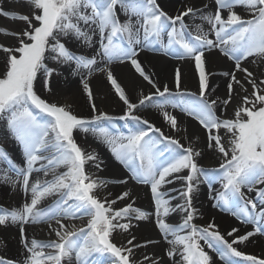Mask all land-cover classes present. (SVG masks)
Here are the masks:
<instances>
[{"label": "snow or ice", "instance_id": "1", "mask_svg": "<svg viewBox=\"0 0 264 264\" xmlns=\"http://www.w3.org/2000/svg\"><path fill=\"white\" fill-rule=\"evenodd\" d=\"M12 2L21 10L0 0V17L19 24L0 26V125L20 159L0 145V185L19 203L0 206V229H16L18 256L0 264H264V0H180L174 11L162 0ZM146 54L189 63L196 90L180 64L162 82ZM222 60L231 65L217 70ZM122 68L139 80L135 102ZM61 77L78 87L57 91ZM105 86L121 115L98 106ZM100 147L124 175H99ZM202 186L211 208L244 227L198 223ZM148 225L157 237L141 239ZM255 245L260 254L246 250Z\"/></svg>", "mask_w": 264, "mask_h": 264}, {"label": "bare ground", "instance_id": "2", "mask_svg": "<svg viewBox=\"0 0 264 264\" xmlns=\"http://www.w3.org/2000/svg\"><path fill=\"white\" fill-rule=\"evenodd\" d=\"M162 3L167 10L174 11L177 7H179L180 0H162ZM2 6L5 9H9V10L13 8H16V10H21L17 8V6L12 2V0H2ZM0 26L7 27V28H18L19 24L13 23L12 21L6 18L0 17ZM141 59L144 60L146 63L150 62L149 68L157 74L158 78L162 82L169 83L170 86H171L170 76L172 73V69L174 68L175 65L180 64L187 76V87L192 91L196 90V80L194 77L193 68L189 63L169 60L164 57H154L152 54L143 55ZM230 65H231V62L222 60L218 62L214 67L217 70H225ZM117 74L122 76V83L128 89L132 100L135 102L137 100L138 90L133 91V84L139 82L138 78L135 77L132 74V71L128 68L119 69ZM93 83L95 86L96 81H94ZM212 83L219 84V89H218L217 94L224 93L225 83L223 79L213 78ZM55 86L57 88V91L75 90L78 87L77 83L71 80V78L69 79V82H65L63 80V77H61L59 80L55 82ZM145 91H147V88H145ZM100 97L101 98L97 99V104L102 110L107 111L109 112V114H112V115L122 114L123 112L122 102L118 101V98L115 97V95L109 91L107 86L103 88V91L100 93ZM76 107H77V110L82 115L87 116L90 114L87 104L82 97L77 101ZM139 114L149 119L151 122H153L157 126L162 127L165 131H168L167 126L164 124L162 116L160 115L158 110L154 108H144L140 110ZM180 118L181 120H184L187 123L189 132H194L197 130V127H198L197 125L196 127L195 125H191V122L193 123L194 121H191L190 119L183 117L182 114L180 115ZM77 139L81 144H83L86 147L87 146L97 147L94 139L91 136L85 139L83 134L81 133V134H78ZM0 143L5 144L6 146L5 149L11 154V156L15 160L19 161L20 159L19 148L14 144V142L11 139L6 137L5 131L2 125H0ZM98 151L100 152L101 157L108 163L107 169L99 173L101 177L111 178V177L120 176V175L125 174L122 167L113 160L110 153L106 149L100 147L98 148ZM201 163L213 165L215 161H213L212 159L206 156L204 160L201 161ZM4 167L6 166L0 164V170H2ZM109 187L111 188L113 192L120 191L119 186L110 185ZM18 203H19V197L13 195L10 192L8 187L0 185V206L12 207ZM137 203L138 205H141L145 208L149 207V201L147 198H143L139 200ZM197 206L202 207V210L205 213L203 220L198 221V223H201V224L206 223L210 219V217L214 216L216 218V222L220 225L222 231L229 229L230 226L244 227L242 225H239V223L235 221V219L229 216L228 214L221 213L217 209L211 208V202L207 199V189L204 186H202V193H201V197H200V200L198 201ZM37 234L41 236L43 235V233H40L39 230H37ZM137 235L140 236L141 239H143L145 236H151L153 238L157 237L156 231L150 225L146 227H142L141 230L137 233ZM0 237H3L7 241V248L0 247V256H5L6 258H16L18 256L16 229L15 228H9L7 230L0 229ZM246 250L249 252H256L257 254H260L259 245L249 246V248ZM149 251H151V249H149Z\"/></svg>", "mask_w": 264, "mask_h": 264}, {"label": "rangeland", "instance_id": "3", "mask_svg": "<svg viewBox=\"0 0 264 264\" xmlns=\"http://www.w3.org/2000/svg\"><path fill=\"white\" fill-rule=\"evenodd\" d=\"M195 122H191V125H195V127H196V124H194ZM122 125H123V122L122 121H118L117 122V127H122ZM0 145H2L4 148H6V146H5V144H3V143H0Z\"/></svg>", "mask_w": 264, "mask_h": 264}]
</instances>
